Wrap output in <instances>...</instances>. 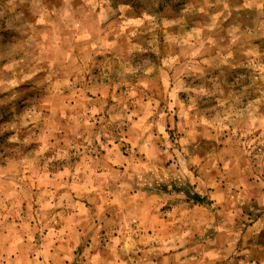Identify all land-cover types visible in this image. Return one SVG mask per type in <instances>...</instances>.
<instances>
[{
	"label": "rangeland",
	"instance_id": "rangeland-1",
	"mask_svg": "<svg viewBox=\"0 0 264 264\" xmlns=\"http://www.w3.org/2000/svg\"><path fill=\"white\" fill-rule=\"evenodd\" d=\"M154 192L264 213V0H0V264L80 263Z\"/></svg>",
	"mask_w": 264,
	"mask_h": 264
},
{
	"label": "crops",
	"instance_id": "crops-1",
	"mask_svg": "<svg viewBox=\"0 0 264 264\" xmlns=\"http://www.w3.org/2000/svg\"><path fill=\"white\" fill-rule=\"evenodd\" d=\"M197 190L201 197L216 204L230 203L218 185L211 191L204 190V186ZM143 201L134 214H122L118 226L102 228L94 224L97 240L101 234L104 237L98 248L84 240L86 235L90 238L86 230L77 233L73 242L79 249L86 251L89 245L92 250L76 264H95L102 254L104 260L97 261L99 264H264V240L259 237L264 232V213L234 235L237 224L234 219L225 222L223 208L212 213L181 195L169 193L154 192ZM116 217L111 215L107 223L115 222ZM62 259L57 258L56 264H66Z\"/></svg>",
	"mask_w": 264,
	"mask_h": 264
}]
</instances>
